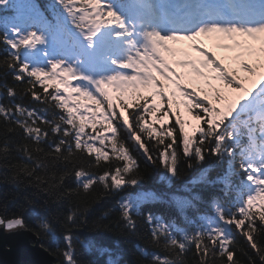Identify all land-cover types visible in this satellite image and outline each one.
I'll return each mask as SVG.
<instances>
[{"label": "snow or ice", "instance_id": "6c2138e0", "mask_svg": "<svg viewBox=\"0 0 264 264\" xmlns=\"http://www.w3.org/2000/svg\"><path fill=\"white\" fill-rule=\"evenodd\" d=\"M201 37L228 41L219 46L234 53L237 67L218 60L198 41ZM179 42L187 43L196 57L175 47ZM0 45L7 49L0 72L14 82L0 84V124L5 129L0 161L11 168L14 182L22 177L61 198L79 197L80 189L87 195L97 183L102 185L101 195L124 193L118 202L119 224L134 231L136 217L143 216L151 227L152 244L161 247L163 240L168 255L153 253L152 264H183L191 246L198 264H242L234 258L233 231L246 239L251 250L243 252L246 264L257 260L264 264V243L256 239L264 234V0H52L49 15L34 0H0ZM176 67L185 71L177 72ZM202 69L214 73L212 79L222 89L209 85L204 92L181 85L186 76L206 79ZM19 85L24 87L17 91ZM109 87L119 93L116 103ZM145 92H150L151 101ZM177 94L197 122L191 133L178 112ZM25 97L60 114L46 118L17 102ZM81 98L95 107L81 104ZM171 117L175 122L167 127ZM17 129L36 147L22 143L15 150L33 160L32 153H44L41 145L47 143L49 151L44 155L60 166L59 174H37V169L47 167L40 162L32 168L9 162L11 136ZM122 131L127 140L120 136ZM129 141L147 165L162 169V179L169 184L179 179L183 165L191 169L212 158L216 165L226 163L227 171L209 183L221 184L230 204L213 197L212 215L190 221L198 223L193 232L165 222L144 206L166 199L183 214L186 208H195L201 196L192 189L184 196L143 189L145 177ZM109 149L120 163L98 176L85 170V153L96 154L91 166L97 167L101 158L109 160ZM73 176L76 188L65 190ZM6 211L0 215V229L32 231L37 238L47 235L57 243L60 264H80L73 243V230L79 227L75 212L70 211L62 225L64 248L60 249L50 222L40 220L33 229ZM107 264L120 261L109 259Z\"/></svg>", "mask_w": 264, "mask_h": 264}, {"label": "trees", "instance_id": "16d2710c", "mask_svg": "<svg viewBox=\"0 0 264 264\" xmlns=\"http://www.w3.org/2000/svg\"><path fill=\"white\" fill-rule=\"evenodd\" d=\"M36 1L41 9L50 8L52 4V0ZM6 52V47L0 45V65L4 63ZM5 83L9 85L14 84L10 75L5 76L3 72H0V84ZM22 87H24V85H19L17 91ZM36 88L43 93V89H41L39 85H37ZM215 88L222 89V85L219 84ZM53 90L52 87H49L50 92ZM207 91H209V88ZM145 94L149 96L151 101L150 92H145ZM117 96L118 94H115L113 97L114 103L117 102ZM17 102H21L30 108H35L40 115L49 119H51L53 115L60 114V110L47 104L33 102L30 97H25L23 100H18ZM129 102H131L130 99ZM155 102L159 104V98H157ZM176 103L179 106L178 112L181 118L186 121L185 130L191 133L197 122L192 120L188 109L184 107L180 98ZM41 108L46 109V111L40 112ZM163 110H166V108L161 111ZM129 111H131V109H129ZM174 122L175 117H171L166 123V126L170 127ZM154 126L157 128L160 127L159 124H154ZM97 127L101 128L102 125L98 123ZM16 132V135L11 136V140L14 141V143L9 146L10 163L27 164L29 168H32L35 163L40 162L46 164L47 167L37 169V174L51 175L53 172L59 174L60 166L54 165L51 158L44 155V153L49 151L47 143L41 145L44 148V153L33 152L32 155L34 159L28 160L23 156L22 151L17 152L15 150L16 147L22 143L28 144L31 148H35L36 145L32 144L31 141L23 140L19 129H17ZM105 135L110 136L111 133L105 132ZM120 136L124 140H127L125 132L122 131ZM4 139L5 129L3 125L0 124V146L3 145ZM133 144L134 142L129 141L127 146L133 149L132 154L140 163V171L145 177L142 182L143 189L176 193L181 196L186 194L187 189H192L201 196V200L196 203L195 208H186L183 214L177 211L175 205L169 203L166 199L161 200L159 203L144 206L146 208H151L153 214L161 216L165 222H175L177 226L185 228L189 232H193L197 229L198 223H192L190 221H196L199 215H212L210 200L213 197H219V202L223 203L225 206L230 204V198H225L222 195L221 189L223 186L219 183H209V181H215L218 176H222L227 171L226 163L216 165L214 163L215 158H212L206 164H194L191 169L183 165L180 168L179 179L172 180L169 184L167 180L162 179L164 176L162 169L147 165L142 153L136 152L133 148ZM97 147L103 148L101 145ZM95 155L96 154L93 153L91 157H88L87 153H85L82 164L87 172L94 173L97 176L103 174L105 169H111L117 163H120L112 157L109 149V160L104 161L101 158L99 166L93 167L91 165L95 164ZM76 156L80 157L81 154L76 153ZM89 161H91V164ZM13 174L11 168L5 165L3 161H0V215L5 214L4 209H6L7 215L19 216L24 219L26 223L31 225L33 229H36L37 222L40 220L50 222L58 239V246L60 249H63L64 243L61 237L64 230L62 225L65 223V218L70 211L75 212L79 227L73 230V243L75 245L76 259L80 264H107L109 259H119L120 264H152L153 253H159L162 256L168 255L163 251V240H161V247H156L152 244L151 227L146 223L143 216L136 217L137 227L134 231H128L119 224L118 202L124 193L109 192L101 195L103 188L102 185L97 183L92 186L87 195L80 189L79 197L70 196L61 198L53 192L41 191L34 184H29L27 180L22 177H18L14 182L12 179ZM193 181H196V183H193ZM64 187L65 190L68 188H76L74 176L66 181ZM93 192L95 195H92ZM85 201H87V203H85ZM257 223L259 222L257 221ZM23 232L22 235L26 234L33 237L38 246L42 249L47 248L49 250L47 253L54 260V264H60L61 257L56 251L57 243H54L49 236L42 234L40 238H37L32 231ZM233 235L236 240L234 258H239L242 264H246L248 257L244 256L243 252L248 251L251 253L247 241L236 231H233ZM177 236H179V234H177ZM256 239L264 243V234L256 236ZM141 249H143V251H141ZM194 253V246H191L182 257L183 264H198V258ZM169 258L171 259L172 257L169 255ZM224 259L226 260V258ZM213 260L215 261V258H213ZM19 264L30 263L20 262ZM257 264H259L258 260Z\"/></svg>", "mask_w": 264, "mask_h": 264}, {"label": "water", "instance_id": "95a60500", "mask_svg": "<svg viewBox=\"0 0 264 264\" xmlns=\"http://www.w3.org/2000/svg\"><path fill=\"white\" fill-rule=\"evenodd\" d=\"M22 233H8L0 229V264H54L52 257L38 246L33 237Z\"/></svg>", "mask_w": 264, "mask_h": 264}, {"label": "rangeland", "instance_id": "374dc122", "mask_svg": "<svg viewBox=\"0 0 264 264\" xmlns=\"http://www.w3.org/2000/svg\"><path fill=\"white\" fill-rule=\"evenodd\" d=\"M37 6V5H36ZM38 8V7H37ZM39 9V8H38ZM40 10V9H39ZM41 11V10H40ZM42 12V11H41ZM198 41L201 42L203 44L204 47L209 48V50L211 52H214L217 59L220 60L222 63H224L227 67L229 68H234L237 64L236 62L232 59L234 53L232 52H228L225 51L222 47H220V44L223 43H228V41L224 40L223 38L220 37H201L198 38ZM171 46V45H170ZM176 47H180L183 48L185 51L188 52V50L190 49L188 44L185 42H179ZM191 50V49H190ZM189 54L195 55V53L193 52H189ZM244 58L248 59L247 54H244ZM176 71L177 72H184V69H181L179 67H176ZM202 71L204 72V77L206 79H202V78H198V77H185L183 80H181L180 83H183L184 86H187L190 90L191 88L195 87V88H200V84L203 82V80H207L208 79V75L207 72L205 70L202 69ZM214 75V73L210 72L209 73V77L210 79L212 78V76ZM168 87V86H167ZM111 87L108 88V90H110ZM112 90V89H111ZM174 91V90H173ZM87 102L91 103V101H87L81 98L80 103L81 104H85V105H89L87 104ZM90 106V105H89ZM92 107V106H91ZM99 117V114L97 113V118ZM98 144V142H97Z\"/></svg>", "mask_w": 264, "mask_h": 264}]
</instances>
